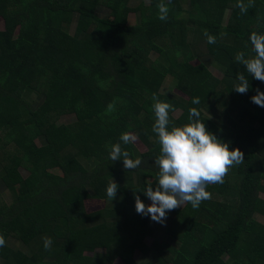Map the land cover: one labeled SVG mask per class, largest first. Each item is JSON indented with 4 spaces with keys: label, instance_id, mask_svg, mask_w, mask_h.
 Listing matches in <instances>:
<instances>
[{
    "label": "trees",
    "instance_id": "obj_1",
    "mask_svg": "<svg viewBox=\"0 0 264 264\" xmlns=\"http://www.w3.org/2000/svg\"><path fill=\"white\" fill-rule=\"evenodd\" d=\"M241 3L249 0H0V264H264V108L250 100L264 83L234 59L251 54V32H264V0L243 13ZM238 73L247 94L232 90ZM154 93L173 105L171 124L196 108L244 154L208 186L209 200L168 211L165 230L134 201L151 203L143 191L157 182ZM125 132L146 150L123 144ZM115 143L141 165L112 162ZM89 198L104 207L86 212Z\"/></svg>",
    "mask_w": 264,
    "mask_h": 264
},
{
    "label": "clouds",
    "instance_id": "obj_2",
    "mask_svg": "<svg viewBox=\"0 0 264 264\" xmlns=\"http://www.w3.org/2000/svg\"><path fill=\"white\" fill-rule=\"evenodd\" d=\"M168 4H171V0H168ZM251 6L252 0H249L248 5H238L242 13ZM157 9L158 19L166 21L169 11L167 4L160 2ZM204 36L207 43H216V37L210 35L207 30L204 31ZM248 40L251 54L246 55L238 51L234 59L244 66L253 79L264 83V32L253 31ZM236 81L238 82L233 84L232 90L247 94L250 88L248 78L238 73ZM254 91L251 102L264 108V92L259 89ZM152 101V132L159 146V154L153 163L157 169V182L154 187L149 184L143 191L151 202L149 205H145L138 195H134V201L137 214L149 216L152 221L163 225L168 211L180 208L184 203H190L195 209L203 201L209 200L211 193L207 191L208 186L222 184L230 169L244 162V154L239 148L229 150V143L221 141L209 132L204 122L199 119L200 112L196 108L189 109L187 123L176 126L170 123L169 113L175 111L173 105L161 101L155 93ZM192 103L199 104V98H193ZM107 108L113 111L114 105L110 103ZM136 139V136L127 132L119 137L125 145ZM109 159L112 162L122 161L125 170H134L142 163L140 158L131 159L129 153L122 150L120 143L110 146ZM117 190L118 185L111 179L106 187V195L111 201L116 197ZM5 243L4 237L0 235V247H4ZM51 243V239L46 238L45 248H49Z\"/></svg>",
    "mask_w": 264,
    "mask_h": 264
},
{
    "label": "rangeland",
    "instance_id": "obj_3",
    "mask_svg": "<svg viewBox=\"0 0 264 264\" xmlns=\"http://www.w3.org/2000/svg\"><path fill=\"white\" fill-rule=\"evenodd\" d=\"M133 17L130 16L128 18V25H133ZM1 26H2V21L0 20V29H1ZM198 62L200 61H192L191 63L192 64H197ZM216 73V72H215ZM214 73V74H215ZM217 74V73H216ZM217 76H220L219 73L217 74ZM175 94L177 95H180V93L178 92H174ZM172 117L176 118L177 117V112H174L172 115ZM133 134V133H131ZM134 135V134H133ZM136 136V135H134ZM137 137V136H136ZM35 142V141H34ZM140 152H144L146 150V148L144 147V144L141 142L140 138L137 137L136 140H134L133 142H131ZM48 172H51L55 175H58L59 174V171L57 169H51V170H48ZM150 180V179H149ZM148 180V181H149ZM264 198V196H262ZM1 199H3L5 201V203H9V199H8V194L7 192H4L2 195H1ZM150 204V203H149ZM148 204V205H149ZM185 204V203H184ZM182 204L180 206V208H182V206L184 205ZM83 206H84V209L86 212H92L94 210H99V209H102L104 207V201H102L101 199H95V198H89V199H84L83 201ZM262 222V221H261ZM264 223V222H263ZM146 240L148 241V243H150V240L146 238ZM114 264H121V262L119 260H115L113 261Z\"/></svg>",
    "mask_w": 264,
    "mask_h": 264
},
{
    "label": "crops",
    "instance_id": "obj_4",
    "mask_svg": "<svg viewBox=\"0 0 264 264\" xmlns=\"http://www.w3.org/2000/svg\"><path fill=\"white\" fill-rule=\"evenodd\" d=\"M225 20H227V18L225 19ZM167 220V219H166ZM166 220L164 221V230H165V228H166V226L165 225H167V222H166Z\"/></svg>",
    "mask_w": 264,
    "mask_h": 264
}]
</instances>
